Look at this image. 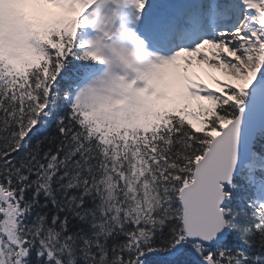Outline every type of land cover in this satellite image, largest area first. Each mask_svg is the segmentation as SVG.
I'll return each instance as SVG.
<instances>
[{
	"label": "snow or ice",
	"instance_id": "6c2138e0",
	"mask_svg": "<svg viewBox=\"0 0 264 264\" xmlns=\"http://www.w3.org/2000/svg\"><path fill=\"white\" fill-rule=\"evenodd\" d=\"M0 264H264V0H0Z\"/></svg>",
	"mask_w": 264,
	"mask_h": 264
}]
</instances>
